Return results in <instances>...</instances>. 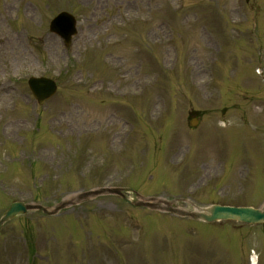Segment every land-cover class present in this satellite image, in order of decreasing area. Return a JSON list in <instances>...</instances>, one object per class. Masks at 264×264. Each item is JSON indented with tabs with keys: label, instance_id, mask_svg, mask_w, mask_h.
<instances>
[{
	"label": "rangeland",
	"instance_id": "1",
	"mask_svg": "<svg viewBox=\"0 0 264 264\" xmlns=\"http://www.w3.org/2000/svg\"><path fill=\"white\" fill-rule=\"evenodd\" d=\"M60 11L78 21L68 47L48 30ZM0 24V215L115 185L260 206L264 0H0ZM31 76L57 83L42 106ZM252 250L264 264V225L204 224L112 195L0 229V264H249Z\"/></svg>",
	"mask_w": 264,
	"mask_h": 264
},
{
	"label": "water",
	"instance_id": "2",
	"mask_svg": "<svg viewBox=\"0 0 264 264\" xmlns=\"http://www.w3.org/2000/svg\"><path fill=\"white\" fill-rule=\"evenodd\" d=\"M74 23V19L70 15L61 13L52 21L50 28L69 41L70 35L74 33ZM29 85L40 103L49 98L55 91L54 83L45 79L32 78L29 81ZM27 209L29 207L22 203H13L0 219V226L18 213L26 212ZM182 214L205 221L231 219L246 223L264 222V207L261 210H254L252 208H232L214 205L205 209L196 208L195 213Z\"/></svg>",
	"mask_w": 264,
	"mask_h": 264
},
{
	"label": "bare ground",
	"instance_id": "3",
	"mask_svg": "<svg viewBox=\"0 0 264 264\" xmlns=\"http://www.w3.org/2000/svg\"><path fill=\"white\" fill-rule=\"evenodd\" d=\"M1 32H3V31H2V28H1V24H0V35H1Z\"/></svg>",
	"mask_w": 264,
	"mask_h": 264
}]
</instances>
